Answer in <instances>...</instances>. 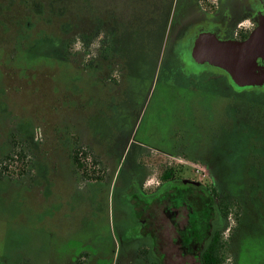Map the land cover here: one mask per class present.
<instances>
[{
  "label": "rangeland",
  "instance_id": "obj_1",
  "mask_svg": "<svg viewBox=\"0 0 264 264\" xmlns=\"http://www.w3.org/2000/svg\"><path fill=\"white\" fill-rule=\"evenodd\" d=\"M83 1L84 4L82 0L68 2L69 23L82 29L64 36L74 45L69 58L72 62L55 66L51 63L32 71L2 67L5 58L14 59L16 51L13 39L0 35L5 49L0 54V264H71L79 253L85 264H119V249L115 252L110 240L114 210L108 189L121 172L118 195L122 198L129 189L123 179L134 176L141 162L147 166V187H156L162 180L158 154L148 152L143 156L140 147L149 141L180 154L175 180L165 184L162 192L171 186L184 187V179L208 183L206 167L181 155H208L217 165L224 158L229 161L238 144L232 140L233 131L250 126L233 119L230 108L236 103L244 110L246 100L255 91L244 94L236 89L223 90L215 93L210 102L208 93L197 92L209 86H199L197 80L208 74L215 79L224 77L231 84L226 73L193 64L188 61V54L184 57L190 63L185 68L188 77L178 78L173 67L167 65L164 70L160 66L166 56L164 17L148 9L151 0ZM8 4L9 20L24 12V7ZM111 5V11L117 13L116 18H107L115 30L111 53L118 66L125 68L118 87L100 82L101 76L119 78L120 68L103 59L101 72L92 68L97 56L93 46L96 41L83 30L92 27V23L82 16V11L86 10L93 20L95 11L108 13ZM61 21L53 17L55 30ZM7 25L14 29V24ZM7 25L2 30L4 24L0 22V34H12L18 40V30L16 34L9 29V34ZM85 38L91 39L89 49ZM109 40V36H101L103 43ZM84 63L91 68H84ZM249 110L257 113L252 106ZM257 139L260 146L256 143L253 149L255 158L264 154L263 132H258ZM77 148L88 153L90 162L102 163L104 182L88 183L76 173L71 156ZM236 150L240 153L239 147ZM165 159L163 166L171 162ZM260 160L259 164L249 163L244 154L236 158L242 169H225L226 174L230 172L226 176V193L238 197L246 207L236 235L231 236L238 225L233 216L224 231L229 243L227 264H264V159ZM210 174L214 177L215 173ZM186 215L183 210L184 221L188 219ZM160 224L165 233L169 232L165 237L166 250L175 251L173 228L169 223ZM181 225L182 250H188L192 224L190 221V226L183 222ZM191 255L192 258L184 257L177 263L172 259L168 262L201 264L198 253Z\"/></svg>",
  "mask_w": 264,
  "mask_h": 264
},
{
  "label": "flooded vegetation",
  "instance_id": "obj_2",
  "mask_svg": "<svg viewBox=\"0 0 264 264\" xmlns=\"http://www.w3.org/2000/svg\"><path fill=\"white\" fill-rule=\"evenodd\" d=\"M7 2L9 6L17 4L24 7L25 13L22 11L19 15L11 17V19L17 22L16 24L15 22H10L11 19L9 20L10 14L7 15L9 10H6ZM7 2L5 3L4 0H0V22L4 24V27H1V29L5 30V25L8 23L14 24V29L7 25V32L11 34L9 29L14 32L18 30V36L20 35L21 37L17 40L16 37L14 39L12 34H0L1 38L10 36L13 39L14 44L12 46L16 51L14 59L8 60L3 57L5 60L2 62V67L32 71L48 64L51 66V63L53 64L52 66H55L72 62L69 58L74 45L64 36L76 29H82L81 27L73 28V25L69 23L67 16L69 14V0H7ZM83 2L85 1L82 0ZM82 3L81 5L84 4ZM113 3L116 4V2ZM111 7L112 5L108 13L107 11H95L96 17H93V20H91L89 14V16L87 15L86 10L84 13L82 11V16H87L92 23V27L84 28L83 30L86 32V36H92L94 41H96L93 46L97 51V56L96 61H90V63H95L92 68L95 67L97 73L98 71L101 72L103 67L102 59L120 68V79L116 76H112L111 79L101 76L102 80L100 82L104 85L108 83L118 87L122 82V74L125 73V68L120 64L118 66L115 55L111 53L115 47L113 39L115 30L108 25L107 18L109 16L113 18L117 17V13L112 12ZM149 7L152 13L159 12L164 17L165 33L163 42L166 56H163L164 63L160 66H164L163 69L165 70L167 65H170V67H173V74L178 78H182L183 75L185 77L189 76L185 68L190 63H187L184 57L188 54V61L195 64L191 51L194 42L200 36L211 33L219 36L222 41L245 42L254 35L264 22V0H151L148 9ZM53 17H57L58 21H60V18L62 19L58 30L53 28ZM83 17L82 19L85 20ZM82 19L79 20L81 21ZM100 19H106V22ZM104 34L110 37L109 43L101 41V36ZM86 41L87 46L85 47L89 49L92 46L90 44L91 39L86 40L85 38L84 42L86 43ZM86 51L88 52L87 49ZM4 52V44L0 42V54H4ZM257 63L260 69H264V60L262 58ZM85 66H88V64L84 63L83 67L85 68ZM89 68L91 66H88ZM108 69L112 70L110 66ZM210 70L224 72L218 69ZM228 80L231 82L230 77ZM202 83L207 84L209 88H205L207 90L199 88L197 92L208 93L207 96L210 102L213 101L215 93L223 92V90L231 91L236 89L244 94L255 91L256 94H252L245 104L249 108L251 106L256 108L257 113L255 114V112L250 111L247 105L244 106V110L240 109L236 103L234 106H231L230 114L232 118L239 122H247L250 126L245 129L240 126L241 130L238 128L233 131L232 135L234 136L232 140L238 141V144L235 146L233 144L235 154L229 161L224 158L222 163L217 165L213 158L208 155L197 158L193 154L181 155V157L188 159L190 162L200 163L206 167L208 171L207 177L210 179L208 183L200 182L198 184V181L184 179L182 181L187 183L184 187L171 186L161 192L160 190L163 189L164 185L171 181L164 182L161 180L156 187H147L145 183L147 166L145 165L146 162H141L137 166L134 176L123 179V184L127 185L129 189L121 198L118 195V190L121 187V172L116 174L117 178L114 179L111 188L108 189V198L114 210L113 229L110 231V240L115 252L119 249V254L117 253L119 255V264L127 263L128 261H130L129 264H170L168 262L170 259L173 260V263H177L181 261V258H192V252L198 253L197 259H200V250L203 246L201 247L200 242L196 241L193 237L191 227L189 230V249L182 250L184 229L181 223H188L190 226L192 189V193L198 194L203 198L206 195L214 197L216 193L224 197L226 196V176L230 173L226 174L225 169H242L241 162L237 164L236 158H242L246 154V157H249V163L255 164H259L258 162H261V158L264 159V154H260L258 158H255L253 154V149L259 140L257 139L258 132L260 134L263 132L261 146L264 147V128L262 125L264 123V85L251 88H238L232 82L229 84L224 77L215 79L211 78L208 74L197 80V85L200 86ZM216 97L220 96L216 95ZM259 99H262V101L258 102ZM231 103L233 102L231 101ZM243 124L241 123V125ZM255 127H257V130L253 129ZM162 140L164 144L165 137ZM230 144H232L231 141ZM161 145L151 144L148 141L147 144L144 143V146L140 147L141 150L143 148V151L140 153L143 156L148 155V152L158 154L159 162L162 164V175L166 171H171L173 173L172 180H175V174L179 170V165L176 162L180 154ZM236 147L240 148V153L236 150ZM165 157L171 159V162H169V165L163 166L166 164V162H163L166 161ZM213 171L215 173L214 177L210 174V172L213 174ZM257 193H259V190ZM153 207L157 208L156 211ZM183 210L187 212L186 216L188 219L186 221L182 218ZM160 223H169V226L171 225L170 227L173 228L175 236L172 238V243L174 244V248H176L175 251L166 250L165 237L169 232L165 233L164 226ZM95 253L94 255L97 257L99 252L96 251ZM71 264H85L83 255L81 253L76 254L75 260Z\"/></svg>",
  "mask_w": 264,
  "mask_h": 264
},
{
  "label": "trees",
  "instance_id": "obj_3",
  "mask_svg": "<svg viewBox=\"0 0 264 264\" xmlns=\"http://www.w3.org/2000/svg\"><path fill=\"white\" fill-rule=\"evenodd\" d=\"M88 156L86 151H82L79 148L74 150L72 160L76 173L81 175V178L85 182H104L106 180V173L104 174V168L101 167L102 163L97 160L90 162ZM7 159L10 158L8 157ZM172 176L173 173L171 171H166L161 179L164 182H169L172 181ZM192 192L190 221L195 240L200 242L201 247L203 246L199 255L200 263L227 264L229 243L224 231L226 230L230 216H233L234 221L238 225L231 236L233 238L236 235L235 233L243 221V208L245 205L238 197H229V193H226L224 197L216 193L214 197L206 195L203 198Z\"/></svg>",
  "mask_w": 264,
  "mask_h": 264
},
{
  "label": "water",
  "instance_id": "obj_4",
  "mask_svg": "<svg viewBox=\"0 0 264 264\" xmlns=\"http://www.w3.org/2000/svg\"><path fill=\"white\" fill-rule=\"evenodd\" d=\"M192 59L196 65L227 73L238 88L264 85V69L257 61L264 60V22L245 42L222 41L211 33L200 36L193 44Z\"/></svg>",
  "mask_w": 264,
  "mask_h": 264
}]
</instances>
